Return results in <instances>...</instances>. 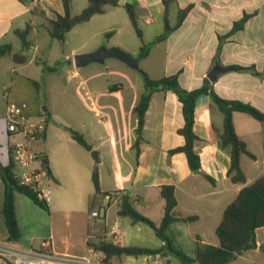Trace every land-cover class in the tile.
<instances>
[{"label":"crops","instance_id":"obj_1","mask_svg":"<svg viewBox=\"0 0 264 264\" xmlns=\"http://www.w3.org/2000/svg\"><path fill=\"white\" fill-rule=\"evenodd\" d=\"M127 3L132 4L138 13L143 41L146 38V30H149L155 32L149 37L150 42L161 47L158 50V57L161 58L160 68L154 75H150L152 79L179 73L180 86L184 90L192 91L203 86L214 64L233 67L235 70L224 73L215 82H211L214 92L222 99L248 103L264 112V0H175L168 10V18L172 26L176 23L178 10L189 6L191 9L183 23L165 40L158 39L164 32L163 0H119V7L114 9L124 10L123 5ZM86 6L87 0L84 8ZM110 8L112 9L107 7L102 15H108ZM63 12L62 0H0V45L12 46L11 38L17 37L15 30L25 29L36 18H43L49 22ZM102 15H95L82 25L97 21V17ZM244 15L249 17L243 28L231 34L234 23L240 21ZM170 17H173V21ZM159 19H162L161 23ZM109 21L110 29L113 30L109 35L112 37L103 45L127 53L124 48H128V45L122 40L116 38L112 42L121 32L118 21L110 16ZM82 25L76 26L67 33L65 44L68 35ZM160 28H163L162 33H158ZM97 34L98 31H95L87 37L78 47L72 49L71 54L77 55L97 49L95 47L97 45L91 44V39ZM219 37H225L222 44ZM136 53L139 55V50H136ZM151 57L153 53L149 49L148 56L141 58L148 60ZM237 66H252L257 74L240 71ZM73 67L72 76H75L78 70ZM105 77L101 76L103 79ZM122 90L119 86L111 89L104 81L94 90L91 114L86 115L81 127H78L81 128L80 133L98 152L101 192L125 193L132 199L135 210L159 227L165 215V200L160 195V187L173 185L176 188L178 202L176 211L183 216H196L197 220L191 223L172 224L170 234L173 231L181 233L186 229H192L188 239L194 242L198 236L206 243L204 239L206 233L196 231L197 225L211 222L212 233L216 235V228L228 205L245 185L252 184L263 175L250 179L246 166H257L259 163L264 165V123L244 113L236 112L233 115L236 133L256 156L255 160L247 156L242 157L241 165L247 183L234 184L228 177L231 147L222 146L219 139L224 128V114L209 95L200 96L195 106L194 132L198 138L195 152L201 160V171H198L199 174H194L189 168L184 153H169L170 150L184 144L183 136L178 133V130L184 126V117L177 95L171 90L153 93L146 112L141 141L136 148L137 117L134 108L144 93V88L137 89L128 96L119 97ZM29 115L32 116L31 113ZM111 120L120 127L115 134L117 140L111 136L103 138L97 126L98 123L103 124ZM5 134L7 143H3L0 139V161L3 165L9 163L10 144L19 139L9 136L6 129ZM41 140L44 141L43 144ZM41 140L31 143V147L34 151L42 153L47 161L50 170L47 183L51 189L52 202L46 207L35 203L24 194L15 193V212L21 234L18 244L23 240V243L29 246H36L42 239L53 236L60 251L79 255H90V250H96L94 247L102 242L120 247L152 249L134 241L138 240L139 233L145 231L143 226L145 224L135 223L129 217L121 215L123 199L112 203L106 217L101 220L92 219L87 212L83 213L82 209H67L66 207L77 202L82 204L83 200H88L91 212L96 210L99 204H103L102 194L96 195L95 190L89 191L88 181L92 183L93 170H72L73 157L69 149H73L72 145L78 144L70 135L69 138L64 136L65 145L62 148L54 147L49 135L48 121ZM74 151L81 154L77 148ZM202 172L212 177L215 182L213 184L209 182ZM4 192L5 183L0 174L2 239L7 238L2 216ZM113 226H116V234L111 232ZM163 244L161 241L159 248ZM256 244V249L244 252L261 258L260 255L264 253L259 247L264 246V227L256 231ZM169 254L167 253L165 257L159 255L164 263L170 264ZM96 256L100 257L101 252L96 251ZM150 257L154 256H148ZM110 261L117 264H135L138 257H113ZM262 263L264 264V260Z\"/></svg>","mask_w":264,"mask_h":264},{"label":"trees","instance_id":"obj_2","mask_svg":"<svg viewBox=\"0 0 264 264\" xmlns=\"http://www.w3.org/2000/svg\"><path fill=\"white\" fill-rule=\"evenodd\" d=\"M74 0H62L63 14H57L54 20L49 21V35L52 39L57 40L61 45L65 44L66 35L76 26L87 23L95 15H102L106 12L107 7H119V0H87V6L78 15H72V4ZM175 0H163L164 14V32L158 39L165 40L169 34L177 29L184 21L191 7L178 10L176 23L172 26L168 18V10L170 5ZM123 8L131 22V25L141 42L139 50L140 57H147L149 53L148 45L143 41V33L138 23V13L132 4H124ZM249 15L234 23L231 34L241 30L247 21ZM31 30L28 24L23 30H15V35L20 39L22 47L25 49L28 46L27 36ZM108 33L107 35H109ZM225 37H219L220 44ZM12 46L10 44L0 45V56L11 53ZM240 71H250L257 74L254 67H240ZM144 74V73H143ZM34 84L35 81L31 80ZM115 89V87H111ZM173 91L181 105L184 117V126L178 130V133L183 136L184 144L180 147L169 151L170 154L184 153L189 168L192 172L201 171V160L195 152V143L198 140L194 132L195 124V106L198 98L202 95H209L213 103L224 114V128L219 139L224 147H231V163L228 170V177L234 184H246L247 177L242 169L241 161L243 156H247L253 160L256 156L250 152L247 143L238 136L235 131L233 115L236 112L244 113L252 117L254 120L264 123V112L258 110L248 103L237 100H225L220 98L213 90L212 83L204 80L201 88L187 91L179 84V73L165 76L160 79H151L144 74V93L134 108L137 117V140L135 147L138 148L141 141L142 132L145 125V116L149 108L151 97L157 91ZM27 114L28 111H27ZM32 115V114H31ZM71 138L83 149L88 151L94 161L92 171V183L95 194H107L101 192L99 182V157L98 152L93 149L84 135L77 130L67 128ZM43 165L50 174L47 161L43 160ZM16 166L13 160L12 149L9 148V163L3 165L0 161V174L5 183L4 201L2 207V216L4 225L7 231V240L17 242L20 238V229L15 212V193H21L29 197L35 203L43 204L38 200L36 194L29 188L19 185L15 177ZM204 177L211 182H215L212 177L202 172ZM160 195L165 200V215L160 224L156 226L149 218L139 214L133 207V201L130 197L124 196L122 202L121 215L129 217L135 223H143L151 228L155 235L164 243L159 249L137 248V247H120L114 244L102 242L94 247L96 251L105 255L106 260L113 257L121 258L123 256H153L160 255L165 257L170 253L177 257L181 264H228L235 261L238 256H241L244 251L257 248L256 231L264 227V175L258 177L252 184L245 185L238 193L236 198L225 209L222 220L216 228L215 234L218 239L217 245L204 243L200 237L194 240L193 255L189 256L184 250L175 246L172 235L170 234L171 225L177 222L191 223L197 220L196 216H183L176 211L178 206L176 198V188L173 185H163L160 187ZM249 240H254L246 246L242 252H236V249ZM264 252V248H263Z\"/></svg>","mask_w":264,"mask_h":264},{"label":"rangeland","instance_id":"obj_3","mask_svg":"<svg viewBox=\"0 0 264 264\" xmlns=\"http://www.w3.org/2000/svg\"><path fill=\"white\" fill-rule=\"evenodd\" d=\"M86 0H74L72 5V15H78L84 9ZM108 15L98 16L97 21L82 25L68 35L67 43L61 45L57 40H54L49 35V22L45 19L36 18L32 24H29L31 30L27 36L28 46L23 48L18 37L11 38L12 50L11 53L0 56V139L3 143H7L5 134L6 124V103L3 99L4 90H10L12 99L18 103L27 105L28 113L32 114L34 120L48 121L49 135L54 147L59 149L65 145L64 136L70 137V133L64 125L69 126L81 132L78 127L86 115L91 114L93 108L94 90L101 86L104 81L110 87L119 86L123 90L118 95L119 97L128 96L131 92H136L137 89L144 88V74L148 77L154 75L159 70L161 58L158 57L160 45L151 43L150 38L155 32L149 30L145 32L144 43L152 50L153 57L148 60H143L136 50H140L141 42L137 37L132 25L129 22L127 14L123 9H108ZM110 18H115L121 32L119 38L128 45L124 48L127 53H130L140 65V70H134L125 63L117 59H107L105 64L91 63L85 67L79 68L78 74L72 76L74 72V56L71 54L72 49L78 47L87 37L91 36L95 31L97 35L91 39V44L95 47L105 46L112 35H107L110 31ZM173 21V17H170ZM162 22V19H159ZM35 30V31H34ZM163 28H160L158 33H162ZM67 36V35H66ZM93 41V42H92ZM111 48L110 46H105ZM118 49V48H117ZM125 52L124 50H122ZM131 51V52H129ZM126 53V52H125ZM126 53V54H127ZM20 54L26 57V62L16 64L13 62V55ZM155 56V58H154ZM144 73V74H143ZM106 76L105 79L101 76ZM159 75V74H156ZM100 77V78H99ZM151 78V77H150ZM152 79V78H151ZM160 79V78H159ZM31 80L35 81L34 84ZM104 80V81H103ZM5 90V91H6ZM54 121H57L54 122ZM100 135L103 138L112 137L117 140L116 133L120 130L119 125L114 124L113 120L98 123ZM42 139V138H41ZM39 139V141L41 140ZM44 141L41 140V144ZM73 149H69L73 159L74 167L72 170H93L94 161L91 155L82 147L72 145ZM80 150L81 154H77L74 150ZM248 165V164H247ZM246 172L250 179L264 175V165L259 163L257 166H246ZM89 191L94 192V186L88 181ZM102 199V198H101ZM67 209H82L90 216L91 207L88 200H83L75 203ZM103 204H99L95 209L103 211ZM67 209H65L67 211ZM101 220V218H98ZM211 222H205L197 225L196 231H204L206 236L205 242L209 244H217V236L212 233ZM145 231L138 235L137 243L141 246L152 249L161 246L160 239L155 235L154 231L147 225H143ZM192 229H186L179 233L178 231L171 232L175 246L181 247L189 256L193 255L194 242L188 239V234ZM3 236L0 235V238ZM193 240V239H192ZM40 243V242H39ZM20 244L29 246L20 240ZM39 245V244H38ZM36 245V246H38ZM263 252V251H262ZM264 253V252H263ZM256 257L254 254L244 252L235 261L228 264H263L264 254ZM170 264H181L179 259L172 254H169ZM135 264H155L154 258L148 256L138 257ZM165 264H167L165 262ZM197 264V263H196Z\"/></svg>","mask_w":264,"mask_h":264},{"label":"built area","instance_id":"obj_4","mask_svg":"<svg viewBox=\"0 0 264 264\" xmlns=\"http://www.w3.org/2000/svg\"><path fill=\"white\" fill-rule=\"evenodd\" d=\"M3 99L6 103V131L9 136L19 138L10 144L16 166L15 177L19 185L29 188L44 206L49 207L52 194L47 183L49 173L43 165L44 155L31 147V143L42 138L46 124L27 114L25 103L13 101L10 90L4 91ZM124 196L126 194L123 192L102 194L103 211H92L91 218L106 217L111 204L121 201ZM111 232L117 233L116 226L112 227ZM91 255L96 256V250L91 249L90 255L62 252L53 236L42 239L38 246H22L0 238V264H117L106 260L103 253L95 258ZM153 256L150 258H154L155 264H165L159 255Z\"/></svg>","mask_w":264,"mask_h":264},{"label":"water","instance_id":"obj_5","mask_svg":"<svg viewBox=\"0 0 264 264\" xmlns=\"http://www.w3.org/2000/svg\"><path fill=\"white\" fill-rule=\"evenodd\" d=\"M117 59L126 65H128L130 68L139 71L140 65L139 63L130 55L126 54L125 52L116 49V48H107L105 46H100L97 49L77 54L74 56L73 62L76 69L85 67L91 63H98V64H104L107 59ZM26 61V57L23 55H14L13 56V62L16 64H23ZM235 70L233 67H223L219 65V63L214 64L213 68L210 70V72L207 74V78L210 82H215L222 74L227 73L229 71ZM194 174H199L198 171H195ZM254 242V240H249L239 246L236 249V252H242L246 246ZM260 249H263L264 246H260Z\"/></svg>","mask_w":264,"mask_h":264}]
</instances>
